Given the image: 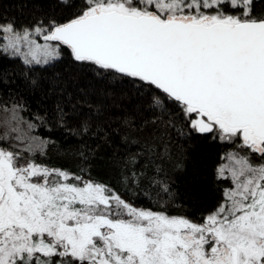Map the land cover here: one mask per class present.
<instances>
[{
    "label": "snow or ice",
    "instance_id": "snow-or-ice-1",
    "mask_svg": "<svg viewBox=\"0 0 264 264\" xmlns=\"http://www.w3.org/2000/svg\"><path fill=\"white\" fill-rule=\"evenodd\" d=\"M0 264H264V0L0 11Z\"/></svg>",
    "mask_w": 264,
    "mask_h": 264
},
{
    "label": "trees",
    "instance_id": "trees-1",
    "mask_svg": "<svg viewBox=\"0 0 264 264\" xmlns=\"http://www.w3.org/2000/svg\"><path fill=\"white\" fill-rule=\"evenodd\" d=\"M33 3L34 0H0V11L6 9L10 14L26 17L33 9ZM182 143L179 140L174 142V148L178 154L181 152L180 145ZM182 151L185 168L178 170L176 173V176L179 177L176 182L178 189H182L184 184L191 180L193 176L199 175L205 170L211 171L209 150L206 145L192 142L190 146L184 144Z\"/></svg>",
    "mask_w": 264,
    "mask_h": 264
}]
</instances>
